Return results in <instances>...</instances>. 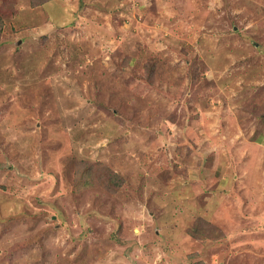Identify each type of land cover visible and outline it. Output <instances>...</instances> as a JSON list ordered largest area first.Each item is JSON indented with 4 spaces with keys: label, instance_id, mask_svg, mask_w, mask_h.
Here are the masks:
<instances>
[{
    "label": "rangeland",
    "instance_id": "rangeland-1",
    "mask_svg": "<svg viewBox=\"0 0 264 264\" xmlns=\"http://www.w3.org/2000/svg\"><path fill=\"white\" fill-rule=\"evenodd\" d=\"M0 21V264H264V0Z\"/></svg>",
    "mask_w": 264,
    "mask_h": 264
},
{
    "label": "trees",
    "instance_id": "trees-1",
    "mask_svg": "<svg viewBox=\"0 0 264 264\" xmlns=\"http://www.w3.org/2000/svg\"><path fill=\"white\" fill-rule=\"evenodd\" d=\"M51 0H30V4L32 6H38V5H43ZM3 27V23L0 21V31ZM94 165H91L90 167H87L85 170H80V172L75 173L74 178H75V183L73 184V191L74 193L80 192L82 189H90L91 185H93L94 181L91 176V171H93ZM79 175V176H78ZM76 176H78L76 178ZM77 180V181H76Z\"/></svg>",
    "mask_w": 264,
    "mask_h": 264
}]
</instances>
